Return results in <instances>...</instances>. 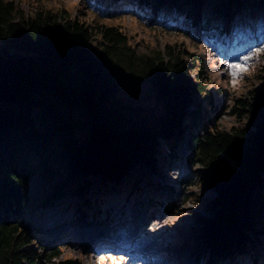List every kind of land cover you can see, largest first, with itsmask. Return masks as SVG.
<instances>
[{
  "label": "trees",
  "instance_id": "16d2710c",
  "mask_svg": "<svg viewBox=\"0 0 264 264\" xmlns=\"http://www.w3.org/2000/svg\"><path fill=\"white\" fill-rule=\"evenodd\" d=\"M205 2L109 0L108 7L114 9L97 15L104 18L119 8L141 17L159 12L168 28L177 19L188 21L189 29H178L188 35L197 31L194 38L210 45L215 36L230 38L233 33L215 24V18L229 22L242 8L255 18L257 8L264 7V0H221L206 17ZM172 12L177 18L168 17ZM167 54L169 59L160 51L136 55L116 25L86 23L66 10L24 15L14 0H0V264H85L79 257L63 256L56 241L49 245L26 221L32 206L29 183L38 170L32 157L38 158L39 167L59 163L65 173L41 207L53 196L74 195L81 202L68 207L74 211L71 218L86 223L85 211H99L104 196L111 194L109 183L118 190L126 188L127 196L148 190L149 209L165 210L184 198L200 208L194 217L195 255L204 264L263 263L264 80L232 98L230 113L238 121L247 116L250 127L225 130L218 120L227 108L209 89L204 65L186 48L176 54L167 45ZM134 58L139 60L137 69L132 67ZM121 62L136 79L149 80L164 102L158 126L118 124L111 104ZM258 69V78L264 79V57ZM73 110L87 117L80 139ZM180 143L190 153L191 164L203 167L191 182L212 190L211 198L195 200L182 183L166 180ZM139 171L147 178L142 183L136 182ZM43 173L50 175L48 170ZM93 189L97 192L91 197Z\"/></svg>",
  "mask_w": 264,
  "mask_h": 264
},
{
  "label": "rangeland",
  "instance_id": "374dc122",
  "mask_svg": "<svg viewBox=\"0 0 264 264\" xmlns=\"http://www.w3.org/2000/svg\"><path fill=\"white\" fill-rule=\"evenodd\" d=\"M108 1L14 0L15 6L24 15H32L38 10L57 12L66 10L71 17H75L77 20L85 19L86 23L116 25L127 35L128 44L133 47L136 55H152L160 51L163 56L168 58L167 45L176 54L181 49L186 48L195 54L197 62L204 65L209 89L214 93L216 101L227 108L218 120L222 129L230 130L233 126L250 127L247 116L238 121L236 115L230 113V107L234 96L243 95L251 86L263 84L264 79L258 78L257 75L264 52H255L257 48H264L263 6L257 8L255 18L254 14H248L244 8L239 10V15L234 14L229 22L215 18V24H221L224 29H230L233 33H231L230 38L228 36L227 38L215 36L216 39L209 45L207 41H198L194 38V36H199L197 31L188 35L178 29V27L189 29L188 21L183 22L182 19H177L174 25L168 28L164 15L159 12L149 13L145 17H141L127 11L128 9L119 8L116 14L105 15L104 18H100L97 12L103 14L114 9V7H108ZM241 1L239 0V2ZM220 2L221 0H206L204 5L206 17L212 14L215 6H218ZM168 17L177 18V15L172 12ZM210 34L212 35L213 32ZM241 38L244 39V43L239 41ZM92 41L94 49L100 47L95 35ZM222 41L224 42L221 43ZM244 56L251 58L244 61L242 59ZM233 62L246 64L248 68V71L238 80L235 87L230 82L231 78L226 70L227 64ZM138 66L139 60L132 59V67ZM117 78L118 88L111 107L114 114L118 115V124L125 128H153L158 126L162 122L165 106L164 102L157 96L152 83L149 80L136 79L125 62H121ZM71 116L78 125L75 135L80 139L83 136L87 117L78 110H73ZM190 157L186 147L180 143L176 155L170 161L165 175L166 180L172 185L182 183L181 187L185 193L191 195L195 200L209 199L214 194L212 190L191 182L195 179V171H202L203 167L191 164ZM31 163L38 170L29 183L32 206L28 209L26 221L37 227L38 232L48 240L49 245L52 241H56L61 246L63 256L79 257L85 264H115V262H110L107 259H100V257L109 255L125 257V260L121 261L120 264H165L168 261H174L175 258L173 257L179 250L187 252L190 256L189 260L179 257L181 264L192 262L198 246L195 240L198 236V228L194 217L200 208H195L191 200L185 201L184 198H179L174 202V206L165 209L166 211L162 208L149 209L147 199L152 193H148V190L133 191L132 195L127 196L126 188L118 190L115 188L116 185L109 183L107 192L111 191V194L105 196L104 192L100 194V197L104 196L102 208L99 210L101 212L99 213L96 208L86 210L87 222L79 225L75 219L71 218L74 216L73 208H68L72 205V207H76V203L81 202L79 197L71 194L66 195V197L53 196L52 199L44 202L45 206L41 207L42 201L53 192L55 182L65 175L62 166L54 162L45 163L39 167L37 157H32ZM43 170H48L50 175L46 174L45 176ZM141 174L142 172L139 171L136 182L142 183L143 180L147 179L146 176L141 177ZM159 180L160 182L165 181L161 178ZM96 192L94 189L91 190L90 196L93 197ZM93 203L95 204V202ZM143 215L147 216V223L144 225V229L142 228L139 233L133 235L132 239L135 238L136 242H132V251L121 249L107 242L98 247L90 246L87 243V237L86 239L83 237V234L87 235V231L90 230L102 229L104 231L113 221H118L120 224H117V229H120L117 231H128V227H133L129 224L133 223L134 219L140 220ZM132 217L133 220H131ZM137 241H142L143 245H148V249L135 248ZM261 252L262 264H264V248ZM243 262L247 263L248 258H245ZM230 263L231 260L228 264Z\"/></svg>",
  "mask_w": 264,
  "mask_h": 264
},
{
  "label": "bare ground",
  "instance_id": "6f19581e",
  "mask_svg": "<svg viewBox=\"0 0 264 264\" xmlns=\"http://www.w3.org/2000/svg\"><path fill=\"white\" fill-rule=\"evenodd\" d=\"M240 42L244 43V39L241 38L239 40ZM246 46V45H245ZM234 163V161H232ZM147 215V214H146ZM133 220V217L131 218ZM130 220V221H131ZM134 222L129 224L133 227H128V231H117L120 229H117L118 221H113V223L110 224V226H107L104 231L102 229L99 230H90L87 231V235L83 234L86 239L87 237V243L90 246L98 247L99 245H103L105 242L113 244L121 249L125 250H131L132 242H136L135 238L132 239L133 235L136 233H139V231L144 227V225L147 223V216L143 215L140 220H133ZM120 225V224H119ZM144 229V228H143ZM116 230V231H115ZM85 233V232H84ZM138 243L135 245V248H147L148 245H143L142 241H137ZM132 251V250H131ZM177 254L173 258H175L174 261H168L165 264H181L179 257H184L189 260L190 256L185 251H179L177 250ZM153 253V252H152Z\"/></svg>",
  "mask_w": 264,
  "mask_h": 264
},
{
  "label": "snow or ice",
  "instance_id": "6c2138e0",
  "mask_svg": "<svg viewBox=\"0 0 264 264\" xmlns=\"http://www.w3.org/2000/svg\"><path fill=\"white\" fill-rule=\"evenodd\" d=\"M255 52L256 53L264 52V48H257L255 49ZM250 58H251L250 56L242 57L244 61H247ZM226 70L228 72V75L231 78L230 82L232 83L233 87H235L238 80L241 79L243 74L248 71V68L246 64H241L239 62H233V63L227 64ZM100 259H107L110 262H115V264H120L121 261L125 260V257L123 256L117 257V256L109 255L107 257H100Z\"/></svg>",
  "mask_w": 264,
  "mask_h": 264
},
{
  "label": "water",
  "instance_id": "95a60500",
  "mask_svg": "<svg viewBox=\"0 0 264 264\" xmlns=\"http://www.w3.org/2000/svg\"><path fill=\"white\" fill-rule=\"evenodd\" d=\"M229 161L231 162L232 165H235L236 164V161L235 160L229 159ZM232 161H234V163Z\"/></svg>",
  "mask_w": 264,
  "mask_h": 264
}]
</instances>
